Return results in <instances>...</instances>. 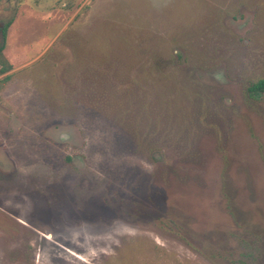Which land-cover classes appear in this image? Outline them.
Segmentation results:
<instances>
[{
    "label": "rangeland",
    "instance_id": "rangeland-1",
    "mask_svg": "<svg viewBox=\"0 0 264 264\" xmlns=\"http://www.w3.org/2000/svg\"><path fill=\"white\" fill-rule=\"evenodd\" d=\"M9 20L0 264H264V0H0Z\"/></svg>",
    "mask_w": 264,
    "mask_h": 264
},
{
    "label": "trees",
    "instance_id": "trees-1",
    "mask_svg": "<svg viewBox=\"0 0 264 264\" xmlns=\"http://www.w3.org/2000/svg\"><path fill=\"white\" fill-rule=\"evenodd\" d=\"M11 23H12V20H9L0 28V31L2 33V39H3L2 43L0 44V73H3V74H5V73H7L13 69L12 63L10 62V60L8 59L6 54L4 53L7 30L9 28V26L11 25ZM10 77H11V75L7 74L4 77V80L10 79ZM263 89H264V79L259 80L258 82L254 83L250 87V90L255 91V92H259Z\"/></svg>",
    "mask_w": 264,
    "mask_h": 264
}]
</instances>
